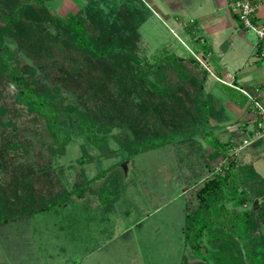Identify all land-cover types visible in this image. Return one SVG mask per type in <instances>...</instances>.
<instances>
[{"label": "trees", "instance_id": "obj_1", "mask_svg": "<svg viewBox=\"0 0 264 264\" xmlns=\"http://www.w3.org/2000/svg\"><path fill=\"white\" fill-rule=\"evenodd\" d=\"M46 1L0 0V23L4 24L0 42L5 30L13 34L26 10H45ZM133 1L86 0L69 18L27 20L36 40L52 35L51 29L60 39L48 55H31L30 64L0 43V127L7 137L0 148L4 173L0 177V225L69 200L70 192L51 168L53 158L65 146L54 122L57 103L81 108L90 124L95 122L89 138L103 152L107 138L98 133L108 130L98 118L106 112L111 117L108 121H115L109 112L113 109L132 133V138L121 142L132 158L161 139L196 130L203 119L208 122L211 117L206 89L209 73L195 58L165 54L152 65L146 63L151 46L140 28L148 18ZM228 149L217 144L206 165L225 156ZM178 160L183 165L187 158ZM240 184H251L250 192L246 188L238 192ZM252 196L260 200L257 215L228 207L229 203L242 207ZM197 200L196 209L185 217L184 230L185 241L201 259L195 264H208L200 242L207 229L217 247L242 259L241 248L236 251L241 239L252 263L264 264V179L253 166H237L233 159L204 183ZM102 201L105 207L96 211L111 212L113 202L104 197ZM94 241L93 250L99 246Z\"/></svg>", "mask_w": 264, "mask_h": 264}, {"label": "rangeland", "instance_id": "obj_2", "mask_svg": "<svg viewBox=\"0 0 264 264\" xmlns=\"http://www.w3.org/2000/svg\"><path fill=\"white\" fill-rule=\"evenodd\" d=\"M85 3L86 0H47L45 10H26L23 21L14 25L12 35L5 30L1 46L22 56L29 64L31 55H48L60 39L51 29L52 35L36 40L35 34L29 32L32 25L27 20L69 18ZM133 3L148 18L140 28L151 46L146 63L152 65L158 56L165 54L195 58L192 52H196L212 66L203 49L209 46L210 38L194 35L199 26L195 20L198 8L173 2L165 5L166 10L155 11L144 0ZM3 26L0 23V28ZM249 36L254 34L250 32ZM199 38L206 39V43ZM146 72L153 80L147 69ZM57 105L54 122L65 146L64 152L53 158L51 168L57 181L71 195L67 202L49 211L1 224L0 264H195L200 261L185 241L184 230L187 213L198 205L197 192L216 174H212V166L206 165L213 142L207 121L203 119L192 132L161 139L132 158L121 144L128 136L132 138V133L128 123L122 122L113 109L109 112L115 121H108L111 117L106 112L98 118L108 130L98 133L99 137L107 138L103 152L89 138L88 131L95 122L91 121V125L82 109L68 102ZM6 139L0 127V148ZM234 155L237 157L238 152ZM181 156L187 158L183 165L178 160ZM2 171L0 167V177L4 175ZM250 188L251 184H240L238 192H250ZM102 197L113 202L111 212L96 211L105 207ZM250 198L242 207L234 208L232 203L228 207L237 212L252 210L257 215L260 200ZM260 226L263 227L261 222ZM95 239L99 246L93 250ZM237 241L236 251L241 248L242 259L217 247L207 229L200 240L203 257L208 264H253L243 252L245 242Z\"/></svg>", "mask_w": 264, "mask_h": 264}, {"label": "crops", "instance_id": "obj_3", "mask_svg": "<svg viewBox=\"0 0 264 264\" xmlns=\"http://www.w3.org/2000/svg\"><path fill=\"white\" fill-rule=\"evenodd\" d=\"M144 1L155 11L166 10L165 5L173 2L198 8L199 14L195 19L199 22L198 33L194 35L210 38L209 46L203 49L212 61V66L209 65L212 72L233 82V86L225 85L209 74L206 89L212 107V115L207 122L213 139L211 152L216 150L217 144L226 145L229 148L227 156L238 144L250 140V145L239 150L237 157L234 155L235 162L237 166H253L264 179V134L254 138L260 121L255 102L264 106V41L259 42L255 35L249 36L250 32L243 28L230 8V0ZM257 18L264 22V9L258 12ZM181 26L185 27L184 24ZM217 160L211 165L212 174H215Z\"/></svg>", "mask_w": 264, "mask_h": 264}, {"label": "built area", "instance_id": "obj_4", "mask_svg": "<svg viewBox=\"0 0 264 264\" xmlns=\"http://www.w3.org/2000/svg\"><path fill=\"white\" fill-rule=\"evenodd\" d=\"M230 8L236 14L240 24L247 32L253 33L259 42L264 41V22H260L257 18L258 12L261 9H264V0H230ZM202 43H205V40L200 39ZM192 55L200 63V65L218 82L233 86V82L229 78H220L217 77L211 70L208 61L204 59L202 55L196 52H192ZM211 56V53L208 54V57ZM255 108L259 113L260 121L258 123L259 130L255 133L254 138H259L264 134V106L255 102ZM251 144L250 140H244L241 144H238L237 147L231 152V154L221 157L216 161L214 167V173H220L222 170L227 168L230 161L234 159V154L244 147Z\"/></svg>", "mask_w": 264, "mask_h": 264}]
</instances>
